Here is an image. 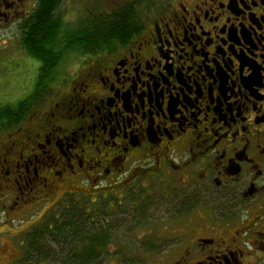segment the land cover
Segmentation results:
<instances>
[{"label": "flooded vegetation", "instance_id": "obj_1", "mask_svg": "<svg viewBox=\"0 0 264 264\" xmlns=\"http://www.w3.org/2000/svg\"><path fill=\"white\" fill-rule=\"evenodd\" d=\"M4 22L106 28L0 130L5 219L79 205L96 264H264V0H0Z\"/></svg>", "mask_w": 264, "mask_h": 264}, {"label": "trees", "instance_id": "obj_2", "mask_svg": "<svg viewBox=\"0 0 264 264\" xmlns=\"http://www.w3.org/2000/svg\"><path fill=\"white\" fill-rule=\"evenodd\" d=\"M48 24L44 25V30L36 31L30 28L28 38L19 45L23 50L21 52L25 53L23 58L36 60L39 63L38 73L34 80L33 90L26 98L0 105V130L9 126L7 123L20 108H26L21 107L23 104L32 101L45 88L54 83L64 55L88 47L90 42L97 40V34L106 30L105 27L99 30L94 26L89 27L87 31L88 44L85 46L58 45L47 41L53 34V30ZM80 34V31H71L69 38L80 41ZM40 221L25 233L22 258L34 264H96L98 256L93 251L96 238L90 231L87 232V235L84 233L86 232L85 217H83L79 205L59 207L55 214ZM48 243L67 245L70 255L62 262L56 259L49 260L51 252L47 248Z\"/></svg>", "mask_w": 264, "mask_h": 264}, {"label": "rangeland", "instance_id": "obj_3", "mask_svg": "<svg viewBox=\"0 0 264 264\" xmlns=\"http://www.w3.org/2000/svg\"><path fill=\"white\" fill-rule=\"evenodd\" d=\"M17 35V23L0 24V105L26 98L33 90L38 73L39 63L23 58ZM64 65V69L68 70L72 62H62L59 69L63 70ZM58 210V206L40 208L36 218L28 215L23 220L5 219L0 214V264H34L22 258L25 233L41 219L55 214ZM47 248L51 252L49 260L62 262L70 255L69 247L64 244L48 243ZM111 257L104 256L103 262L108 264Z\"/></svg>", "mask_w": 264, "mask_h": 264}]
</instances>
